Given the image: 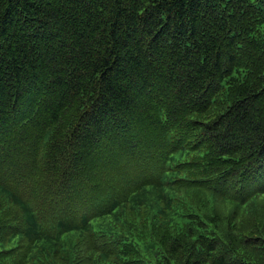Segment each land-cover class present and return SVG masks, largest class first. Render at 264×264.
I'll use <instances>...</instances> for the list:
<instances>
[{
  "label": "trees",
  "instance_id": "1",
  "mask_svg": "<svg viewBox=\"0 0 264 264\" xmlns=\"http://www.w3.org/2000/svg\"><path fill=\"white\" fill-rule=\"evenodd\" d=\"M0 264H264V0H0Z\"/></svg>",
  "mask_w": 264,
  "mask_h": 264
}]
</instances>
